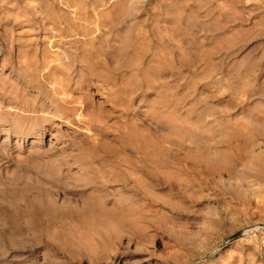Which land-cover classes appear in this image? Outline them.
<instances>
[{"label": "rangeland", "instance_id": "rangeland-1", "mask_svg": "<svg viewBox=\"0 0 264 264\" xmlns=\"http://www.w3.org/2000/svg\"><path fill=\"white\" fill-rule=\"evenodd\" d=\"M0 264H264V0H0Z\"/></svg>", "mask_w": 264, "mask_h": 264}]
</instances>
